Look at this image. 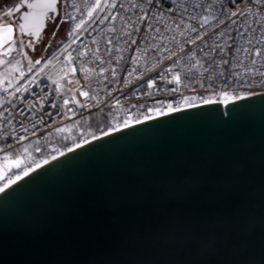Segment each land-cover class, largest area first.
<instances>
[{"label":"water","instance_id":"obj_1","mask_svg":"<svg viewBox=\"0 0 264 264\" xmlns=\"http://www.w3.org/2000/svg\"><path fill=\"white\" fill-rule=\"evenodd\" d=\"M27 3L25 46L43 38L47 0H18L0 52ZM0 264H264V92L118 129L19 179L0 193Z\"/></svg>","mask_w":264,"mask_h":264},{"label":"built area","instance_id":"obj_2","mask_svg":"<svg viewBox=\"0 0 264 264\" xmlns=\"http://www.w3.org/2000/svg\"><path fill=\"white\" fill-rule=\"evenodd\" d=\"M97 2L101 8L93 12L89 21L88 11ZM60 4L67 40L50 56L39 55L34 59H40L41 64L31 63L0 87V162L6 161L0 188L38 165L49 163L53 157L74 150L77 145L177 112L169 111L168 107H163L162 112H150L162 107L155 101L169 102L180 111L209 104L206 99L225 105L233 99L264 92V75H261L264 55L255 57L253 65L248 56L243 53L237 56L234 52L237 46L250 47L248 40L252 46L260 42L259 47L264 50V0H235V3L233 0H152L151 5L148 0H60ZM170 4L177 11L175 17L169 12ZM221 5L225 12L239 11L245 15L234 18L237 24H232L227 16L220 17L226 21L227 30L225 25L217 27L214 17L219 16ZM13 6L0 12V19L12 12ZM185 8L187 12H183ZM144 13H148L147 21L140 19ZM181 13L184 20L177 28L173 19L179 23ZM204 15L209 16V24L200 29L201 33L207 32L205 40L224 45V39L213 34L226 31V36L231 35L236 41L232 48H225L223 55L219 48L214 51L205 48L208 54L201 53V41L195 45L187 43L196 35L187 29L198 26ZM192 16L196 19H191ZM81 19L86 25L77 30L75 26ZM148 24L152 29L160 28V32L149 29ZM236 29L245 35H237ZM181 31L184 36L180 35ZM172 52L176 56L166 59ZM221 59L229 64H220ZM173 60L178 61V67L173 65ZM169 67L173 68L172 73L166 72ZM162 72L165 80L160 79ZM176 74L181 76L180 84L168 83ZM149 81H154L151 89L147 87ZM17 87L19 93L15 91ZM173 87L175 92L170 90ZM81 92H87L88 96H82ZM183 97L199 98L186 103ZM65 99L69 100L67 106L63 104ZM53 104L57 107H52ZM91 113L107 114L98 130L79 125ZM124 120L128 121L127 126ZM10 153L12 156H8Z\"/></svg>","mask_w":264,"mask_h":264},{"label":"snow or ice","instance_id":"obj_3","mask_svg":"<svg viewBox=\"0 0 264 264\" xmlns=\"http://www.w3.org/2000/svg\"><path fill=\"white\" fill-rule=\"evenodd\" d=\"M149 4L151 5L152 4V0H148ZM253 2H255V0H253ZM233 3H235V0H233ZM56 0H47V6L45 8L42 9V12H41V15L44 16L45 20L46 21H50V22H53L55 23V17L57 15H59L58 11H57V8H56ZM23 7H26L27 8V11H25L23 13V15L19 16V20L21 21V23L19 24V32H20V35L23 36L25 35V24H24V21L25 19L32 15V10L34 7H36L37 5L36 4H33V3H27L26 5H22ZM113 7H115V5H113ZM101 8V4L99 2H97L95 5L92 6V8L88 11V18H89V21H91L93 19V12H95L97 9H100ZM169 8V12L172 14L173 17H175L177 15V11L175 8L172 7V5L170 4L168 6ZM16 12H19L20 11V7H17L15 9ZM143 11V10H142ZM187 8L183 9V12H187ZM7 15L9 16H12L13 13L12 12H9L7 13ZM180 15V20H179V23H177V21L175 19H173V23L176 25L177 28H179L181 26V24L183 23V20H184V16L183 14H179ZM245 15L244 13L242 12H239V11H228V12H225L224 11V6L221 5L220 6V13H219V16L217 17H214V19L216 20V24H217V27H219L220 25H225V28L227 30V24H226V21L224 19H221L220 17H224V16H227L228 20L231 21L232 24H237L238 21L236 19H234L235 17L237 16H243ZM153 18H156V17H153ZM191 19H196V17L192 16L190 17ZM105 19H108V17H105ZM114 19V17H113ZM140 19L142 21H147L149 19L148 17V13H144ZM209 24V16L208 15H204L202 17H200L199 21H198V26H191L187 29V31L189 33H196L195 36H193L191 39H189L187 41V43L189 44H192V45H195L197 44V41H201V43L203 44V47H200L199 48V51L201 53H204L205 55H207L208 53L205 52V48H207L209 51H214L215 49L219 48L220 49V53L221 55L224 54V51H225V48H232V45L234 43H236L235 39L233 36L231 35H227L226 36V31H221L219 33H214L213 35L217 38V39H224V45H220L218 43H216L215 40H213V42L210 44L207 40L204 39V37L207 35V32H204V33H201L200 32V29H204L206 27V25ZM86 25V21L81 19L79 21L78 24H76V29L77 30H82ZM148 28L153 30V31H156L157 33L160 32V28H155V29H152V26L151 24H148ZM7 31L9 33H12L13 32V28L11 27V25H9L7 27ZM42 31V30H41ZM165 31H167V29H165ZM236 32H237V35H240V36H244L245 33L242 32L240 29H236ZM26 35L28 37H32L33 35H36L35 33L33 32H27ZM71 35V34H70ZM180 35L181 36H184L185 33L184 31H181L180 32ZM52 39H55L56 38V33L55 31H53L52 33ZM40 39V36L39 35H36V40H39ZM229 41H231V43H229ZM8 45H11L12 44V41L9 40L8 42ZM133 43H135V41H133ZM259 43H257V45L255 46H252V41L251 40H248V44L250 45V47H243V46H237L235 47L234 49V52L237 56H239L241 53H243L244 55L248 56L249 59H251V62L253 65H255L256 63V60H255V57H259V56H262L264 55V50H262L260 47H259ZM20 44L23 45V40H20ZM70 46V45H69ZM26 47H29V48H32L34 50V44L31 40H29V43L28 45H26ZM49 47H51V44H49ZM59 50V49H58ZM165 51H167V49H165ZM181 52L184 51L183 48L180 49ZM63 54V53H61ZM193 55H195V53H193ZM176 56V53L175 52H172L170 53L166 59L168 60H172L173 57ZM41 60L40 59H37L34 61V63L36 65H39L41 64ZM31 61H30V65H31ZM49 63H51V61H49ZM220 64H229V61L226 60V59H221L219 61ZM197 64H199V61H197ZM173 65L177 66L178 67V61L177 60H173ZM32 71V68L31 66L29 67V72ZM41 71H43V69H41ZM248 71H255V69H248ZM167 73H172L173 72V68L172 67H169L167 70H166ZM247 74V73H246ZM221 75H223V73H221ZM234 75H239V73H234ZM261 75H264V72L261 73ZM33 79H35V77H33ZM160 79L161 80H165L166 79V76L165 74L162 72L160 74ZM173 81H175L176 84H180L181 82V76L179 74H176L172 77V80H169L168 83H172ZM31 82V81H30ZM224 83L227 84V79L224 80ZM154 86V81H149L148 82V85L147 87L149 89H151L152 87ZM27 90V89H25ZM171 91L175 92L176 91V88L173 87L170 89ZM15 91L17 93H19L20 91V88L17 87L15 89ZM57 92H59V88L56 89ZM81 95L82 96H85L87 97L88 96V93L87 92H81ZM199 97H183L182 100L183 102H186V103H191L192 101H195L196 99H198ZM73 99H75L73 97ZM225 102L228 100V97L227 95H225ZM181 101H176L177 104H179ZM206 103H210L211 101L210 100H205ZM155 103L161 105L162 107L161 108H155V109H150L149 111H161L162 112V108L163 107H168L169 111H178L179 108L177 107H172L171 103L169 102H165V101H155ZM63 104L65 106H67L69 104V100L68 99H65L63 101ZM83 106V105H81ZM52 107H57V105L53 104ZM135 107V106H134ZM74 111V109H73ZM137 122H139V118L137 117ZM123 123L125 124V126H127L128 124V121L127 120H124ZM27 131V130H26ZM59 131H63V129H59ZM77 147H79V145H77ZM71 150V149H70ZM53 159H55V157H53ZM45 163H47V161H45ZM28 173L25 172L24 175H27ZM20 177L17 176V179H19ZM5 189L3 188H0V192H3Z\"/></svg>","mask_w":264,"mask_h":264},{"label":"rangeland","instance_id":"obj_4","mask_svg":"<svg viewBox=\"0 0 264 264\" xmlns=\"http://www.w3.org/2000/svg\"><path fill=\"white\" fill-rule=\"evenodd\" d=\"M17 1L18 0H1L0 12L14 5ZM13 22V17L7 14L0 19V24L2 25ZM53 31L56 33L55 39L51 38ZM67 38L68 32L63 21L61 4L58 19L51 27H49L44 42L35 47L34 51H31L25 46L23 36L20 35L19 29L17 28V35L14 38L13 47L0 52V87L8 82V80L12 79L16 74L24 71L27 66L30 65V61L33 63L34 59L39 55H44L45 57L50 56L64 41L67 40ZM20 40H23V45L20 44ZM49 44H51V47H49ZM26 150L27 147L23 148L24 152H26ZM8 156H12V154L10 153ZM5 164V159H2L0 162V180L3 179V169L6 166Z\"/></svg>","mask_w":264,"mask_h":264},{"label":"trees","instance_id":"obj_5","mask_svg":"<svg viewBox=\"0 0 264 264\" xmlns=\"http://www.w3.org/2000/svg\"><path fill=\"white\" fill-rule=\"evenodd\" d=\"M48 24H49L48 26L49 29V27L53 25V22H49ZM106 116L107 114L99 115V114L91 113L83 120H80L79 125H84V126L88 125L90 127L94 126V130H98L105 123L104 120Z\"/></svg>","mask_w":264,"mask_h":264},{"label":"bare ground","instance_id":"obj_6","mask_svg":"<svg viewBox=\"0 0 264 264\" xmlns=\"http://www.w3.org/2000/svg\"><path fill=\"white\" fill-rule=\"evenodd\" d=\"M38 167L40 168V167H42V166H41V165H38L37 167H35V168H33L32 170H30V172H28V173H31V172L35 171L36 169H38ZM27 175H28V174H27ZM22 177H24V175H23ZM22 177H20L19 179H21ZM19 179H15V180H13V181L7 183V184H4L2 188H3V189H7L9 186H11L13 183H15L16 181H18ZM0 193H1V192H0Z\"/></svg>","mask_w":264,"mask_h":264},{"label":"flooded vegetation","instance_id":"obj_7","mask_svg":"<svg viewBox=\"0 0 264 264\" xmlns=\"http://www.w3.org/2000/svg\"><path fill=\"white\" fill-rule=\"evenodd\" d=\"M12 17H13V20H14L13 23H15V18H14L13 15H12ZM48 23H49V22H48ZM7 24H9V23H7ZM48 26H49V24L47 25V28H46V30H45V32H44V35H43V38L40 40V43L37 44V46L41 45V44L44 42V40H45V36H46V34H47V31H48ZM16 35H17V32H16ZM15 37H16V36H15ZM23 39H24V37H23ZM2 41H3V40H2ZM2 41L0 40V43H1ZM13 45H14V40L12 41L11 47H13ZM37 46H36V47H37Z\"/></svg>","mask_w":264,"mask_h":264}]
</instances>
